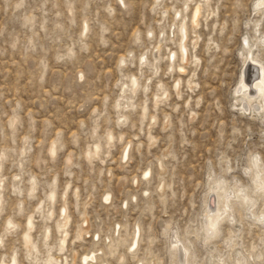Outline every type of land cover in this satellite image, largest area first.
<instances>
[{
	"label": "rangeland",
	"instance_id": "374dc122",
	"mask_svg": "<svg viewBox=\"0 0 264 264\" xmlns=\"http://www.w3.org/2000/svg\"><path fill=\"white\" fill-rule=\"evenodd\" d=\"M256 2L0 0V262L15 255L19 264H44L52 255L48 264H71L75 255L82 264L94 248L106 264H175L167 245L178 230L209 264V245L194 233L210 186L223 178L250 191L251 160L264 166V118L233 99L245 37L264 59V6ZM182 23L188 61L176 55L170 68ZM64 203L69 220L58 228ZM235 207L241 223H222L212 243L261 264L254 253L264 249V223ZM253 208L264 210L263 196ZM30 213L36 249L28 253L21 234Z\"/></svg>",
	"mask_w": 264,
	"mask_h": 264
},
{
	"label": "bare ground",
	"instance_id": "6f19581e",
	"mask_svg": "<svg viewBox=\"0 0 264 264\" xmlns=\"http://www.w3.org/2000/svg\"><path fill=\"white\" fill-rule=\"evenodd\" d=\"M256 4V8H260V6H264V0H257ZM199 14L200 7L197 6L193 10L191 15L192 21L195 23V25L198 23L197 18ZM178 16H180V14H178ZM256 30L258 31V29ZM187 32L188 31L186 30V25L184 23L180 24L177 54L174 52V50H172V52H170V54L168 55V63L170 68H173V61L176 55H178L179 59L183 63H187L188 61ZM250 40L251 39H249V37L244 38V46L241 48L240 51V54L242 56L243 69L240 72L235 87L233 88L234 105L237 107V109L243 112H249L248 114L255 118H264V59L256 54L255 49L257 45H255L256 43L254 44ZM262 42L264 43V39H262ZM144 60L145 57L141 56L140 62H144ZM179 69L181 71H184V64L180 65ZM190 82L191 81H188V83ZM137 84L138 81L135 76L132 78L131 87L135 88ZM178 86L179 82H176L174 88H178ZM157 102V98H155L154 104H156ZM109 136L112 137L111 133H109ZM151 139H153V137H151ZM99 148V143H96L92 150L94 151V153H96ZM127 148L125 147L123 149L121 157L126 155ZM49 150L52 154H55V142L50 145ZM88 154H90V151L87 152V155ZM66 160H68V162L71 161L69 155L66 157ZM159 165L163 167V162L161 160L159 162ZM248 168L252 172L251 179L254 181L253 189H251L250 191L243 185L235 186L231 183H225V180L223 178L214 181L213 184L210 186L211 195H209L206 202H204L200 213V229L197 233L193 232L194 235H196L204 245H209L207 248V252L210 257L208 259L209 264H257L256 262H251L248 258V255L245 254L242 250H236V252L234 253L235 256L231 257L232 254L230 255L229 252H220V250L216 248L215 244L212 243L221 236L222 223L228 222L234 224L237 227L241 223L240 220H235L234 210L236 209V202L241 203L243 213L246 212V214L252 216L253 219L264 223V210H262L261 212H256L253 208L259 196L264 197V166L261 163L260 159L255 157L253 158V160H251V165H249ZM150 172L151 169L146 168L143 171L144 177H148ZM34 186L35 181L32 180L30 189H34ZM162 187L163 185H160V188ZM66 194V192H63L62 194L64 201L66 199ZM55 195V190L51 189L47 197L49 198V200H54ZM109 196V193H107L105 195V198H103L107 200L109 199ZM65 208L66 207L64 203L63 209H61L60 211V214H62L63 219L57 222L58 228H64L69 220L68 216L66 215ZM14 224L15 222L9 219L7 222V228L13 226ZM24 224L25 228L21 234L22 240L25 245L26 251L28 253H31L32 249H36V245L33 241V237L31 234V231L34 228L32 214L27 217ZM81 230L82 229L80 228L78 232L80 233ZM45 231L46 235H49V228H47ZM177 231L173 232L172 237L170 236L171 239L169 240L167 245V251L170 255V258H174L172 262H175V264H202L201 259L198 258V255L193 250L192 240L189 237H183ZM139 233L140 225L139 223H137V227L134 230L131 241L128 244V247L132 252H134L135 248L138 246ZM189 233L191 232H188V234ZM65 239V235L59 238L60 249H62V245L65 244ZM151 239L152 238H149V242L151 241ZM121 240H124V237L121 238ZM222 241L226 245H230V242L232 241L231 235L229 234L228 236L224 237ZM149 242L146 247V253H150ZM95 251L96 249L91 248L89 251L85 252L80 258L81 263L95 264V261L100 260L98 264H106L105 259L102 256L97 255ZM254 255L256 256V259L261 262V264H264V249L257 250ZM226 257H231V260L228 261ZM74 258L75 255L72 258L73 260L71 264L75 263ZM51 259H53L52 255L49 257V259H45L46 261L44 262V264H48V260ZM7 262L1 261L0 264H19L15 255H12L10 261L8 263ZM136 264H145L143 258H139L136 261Z\"/></svg>",
	"mask_w": 264,
	"mask_h": 264
}]
</instances>
